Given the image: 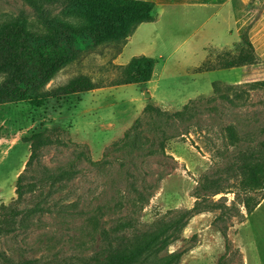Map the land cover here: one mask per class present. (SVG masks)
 <instances>
[{
	"label": "rangeland",
	"instance_id": "obj_1",
	"mask_svg": "<svg viewBox=\"0 0 264 264\" xmlns=\"http://www.w3.org/2000/svg\"><path fill=\"white\" fill-rule=\"evenodd\" d=\"M65 6L66 0H54L39 13L24 0H0V94L28 82L43 95L39 105L22 99L3 101L0 95V218L3 213L7 219L0 222V264L34 258L82 264V257L92 255L105 242H117L122 234L154 231L179 212L192 209L201 183L207 188L202 211L185 219L163 254L180 253L177 264H258V255L264 264V246L256 250L251 245L256 238L264 243V201L249 216L240 203L244 198L260 199L264 188L241 189L237 170L244 151L264 158V90L239 83L250 66L196 71L226 50L237 54L236 44L242 37L234 19L218 4L157 3L155 20L140 24L112 60L123 65L137 55L154 58L150 81L74 94L54 90L49 95L52 87L80 72L106 84L116 75L108 64L114 51L109 45L85 52L47 82L28 81L17 71L13 60L27 47L61 48L60 41L49 38L47 26L55 27L64 17ZM210 97L217 101L207 102ZM194 99L205 108L201 126L167 140L163 152L129 156L116 149L114 143L144 117L147 105L173 112ZM229 124L237 128L235 144L227 134ZM44 128L56 143L42 148L27 166L30 137ZM82 144L87 147L78 146ZM157 147L155 139L152 148ZM82 150L86 155L77 159ZM86 156L109 162L94 167ZM72 160L77 169L72 179L66 177L56 187L37 186L17 200L19 175L28 183L42 177L43 168L69 167ZM216 187L226 192L212 195ZM138 192L144 194L143 202L133 203ZM234 203L238 211L232 209ZM12 207L18 210L15 217H9ZM91 217L96 224L89 222ZM128 222L130 226L114 231Z\"/></svg>",
	"mask_w": 264,
	"mask_h": 264
},
{
	"label": "trees",
	"instance_id": "obj_2",
	"mask_svg": "<svg viewBox=\"0 0 264 264\" xmlns=\"http://www.w3.org/2000/svg\"><path fill=\"white\" fill-rule=\"evenodd\" d=\"M24 1L41 13L44 12V7L47 4L54 0ZM155 7L156 4L152 0H66V6L62 11L64 17L59 19L55 27L47 26L50 33L49 38L60 41L62 49L42 51L27 47L24 54L17 55L13 62L18 66L17 71L19 70L21 75L25 76L28 81L29 79L37 81L42 78L44 82H47L60 68L67 67L78 58L80 59L85 52L98 46L109 45L114 51L108 60V64L116 69V75L108 84L103 80H96L87 73L80 72L63 84L52 87L49 91L52 94L49 95L55 94L54 90L61 94H74L108 85L146 83L150 81L153 75L156 64L154 58L143 54L137 55L123 65H116L112 60L122 53L129 36L139 24L155 19ZM241 42L236 44L238 46L237 54H232L226 50L216 61L210 59L204 61L196 71L209 72L250 66L249 70L242 73L241 82L239 83L251 90H264V62L256 53L247 33L242 35ZM22 47L25 48L26 46H18V48ZM3 59H5L4 62L10 63L7 57H3ZM1 61L0 65H2ZM6 66L11 67V64ZM0 95L3 97V101L22 99L38 105L42 103L41 97H43L40 90L30 88L28 82L23 86L15 84L12 90H2ZM219 98L226 102L231 101L227 96H219ZM206 101L212 103L217 101V98L210 97ZM202 106V103H197L196 99L189 100L181 109L173 112L158 106L147 105L144 117L136 119L134 125L114 145L117 150L124 151L129 156L135 153L143 155L146 152L155 154L160 151L163 152L167 140L177 135H188L196 126H201V120L205 115V108H202ZM226 130L231 144L239 141L235 125L229 124L226 126ZM48 131V128H44L30 137L31 154L27 166H30L41 155L42 148L56 143V139ZM155 139L158 141V147L154 150L152 142ZM78 146L87 147L84 144ZM84 155H86V152L84 150L80 151L77 159H81ZM259 156L260 154L244 151L238 157L237 170L241 175L239 180L241 189L249 191L264 188V158ZM86 159L94 167L109 162L106 158L94 161L86 156ZM74 163V160H72L67 164L69 167L59 165L54 170L45 167L43 168L45 174L42 177L28 183H24V176L19 175L16 188L17 200H20L24 193L33 191L37 186L50 183L51 187H56L64 178L72 179L77 172ZM206 189L204 183H201L197 188L196 197L198 199L192 209L179 212L176 217L169 219L168 222L154 231L135 232L131 235L122 234L118 236L119 240L117 242L107 241L92 255L82 257V264H177L180 253H163L174 239L176 232L185 226V219L202 211L201 205L203 198L206 197V192H204ZM220 192L226 191L216 187L215 190H212V195ZM143 197L144 194L138 192L132 202H143ZM263 198L264 193L255 202L244 198L240 203L245 206L249 215ZM232 209L238 211L237 204L234 203ZM17 214L18 210H14V207H12L9 217H15ZM6 221V215L2 213L0 222ZM89 222L96 224V219L91 217ZM127 226H130L129 222L128 224H122L114 231L119 233L123 230V227ZM11 264L52 263L34 258L26 262L12 260Z\"/></svg>",
	"mask_w": 264,
	"mask_h": 264
},
{
	"label": "crops",
	"instance_id": "obj_3",
	"mask_svg": "<svg viewBox=\"0 0 264 264\" xmlns=\"http://www.w3.org/2000/svg\"><path fill=\"white\" fill-rule=\"evenodd\" d=\"M152 1H154L155 4L157 3H162L167 5L170 4L171 6H174L175 4L178 3L185 4V6L201 5L203 7L204 6L213 7L217 4L221 5L222 8L227 12L228 18L234 19L236 29L239 32L240 37H242L243 34L247 33L250 41L252 42L256 50V53L259 55L260 59L264 61V0H152ZM263 201L264 198L257 205V207L260 206ZM261 227L264 228V225L263 226L261 225ZM261 243L262 241H260L257 238L251 241V245L253 246L255 245L256 250L258 249L260 250V248L264 246V243L263 244ZM260 259L262 258H260V255H258V264H260L259 262Z\"/></svg>",
	"mask_w": 264,
	"mask_h": 264
}]
</instances>
